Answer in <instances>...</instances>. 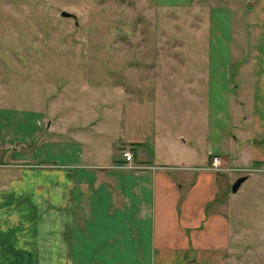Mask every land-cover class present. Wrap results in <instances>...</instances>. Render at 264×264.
I'll return each instance as SVG.
<instances>
[{"label": "crops", "instance_id": "1", "mask_svg": "<svg viewBox=\"0 0 264 264\" xmlns=\"http://www.w3.org/2000/svg\"><path fill=\"white\" fill-rule=\"evenodd\" d=\"M226 1L205 11V160L192 161L198 155L185 144L192 162H157L141 149V137H155L134 125L119 129L107 158L104 114L0 108V264H224L231 230L217 193L225 173L207 168L211 157L245 174L255 202L264 198V0ZM121 149L132 167L116 166L127 162Z\"/></svg>", "mask_w": 264, "mask_h": 264}, {"label": "rangeland", "instance_id": "2", "mask_svg": "<svg viewBox=\"0 0 264 264\" xmlns=\"http://www.w3.org/2000/svg\"><path fill=\"white\" fill-rule=\"evenodd\" d=\"M209 3L227 1L160 7L154 0H0V108L50 112L56 106L104 114L111 150L107 158L119 129L134 125L138 134L148 129L155 137L153 143L141 137V149L157 162H200L202 153L205 160L199 71ZM60 9L73 12L76 22L60 16ZM245 21L242 17V26ZM236 109L232 102V112ZM220 171L225 189L218 191L217 202L231 230L224 264H264V198L255 202L248 180L231 192L230 183L242 171Z\"/></svg>", "mask_w": 264, "mask_h": 264}, {"label": "built area", "instance_id": "3", "mask_svg": "<svg viewBox=\"0 0 264 264\" xmlns=\"http://www.w3.org/2000/svg\"><path fill=\"white\" fill-rule=\"evenodd\" d=\"M120 153L124 160L127 162L125 164H117L116 166H125V167H132L133 165L129 162L131 159V151L129 149H121ZM209 169L213 170H230L232 169L229 167L225 162H223L219 156L213 155L210 159V162L207 166Z\"/></svg>", "mask_w": 264, "mask_h": 264}, {"label": "water", "instance_id": "4", "mask_svg": "<svg viewBox=\"0 0 264 264\" xmlns=\"http://www.w3.org/2000/svg\"><path fill=\"white\" fill-rule=\"evenodd\" d=\"M58 14L60 16H69L72 17L74 19V22H76V15L68 10L65 9H60L58 11ZM245 178V174H241L238 175L237 177L234 178V180L231 182L230 184V191L234 192L236 191V189L238 188L239 184L241 183V181Z\"/></svg>", "mask_w": 264, "mask_h": 264}]
</instances>
